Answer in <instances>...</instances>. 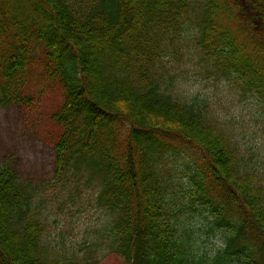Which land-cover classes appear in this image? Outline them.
<instances>
[{
    "label": "trees",
    "instance_id": "obj_1",
    "mask_svg": "<svg viewBox=\"0 0 264 264\" xmlns=\"http://www.w3.org/2000/svg\"><path fill=\"white\" fill-rule=\"evenodd\" d=\"M193 61L264 123V0H0V108L33 115L58 94L32 125L52 179L0 161V264H264V162L209 98L181 93ZM82 210L99 227L52 234ZM196 218L222 248L192 247Z\"/></svg>",
    "mask_w": 264,
    "mask_h": 264
},
{
    "label": "rangeland",
    "instance_id": "obj_2",
    "mask_svg": "<svg viewBox=\"0 0 264 264\" xmlns=\"http://www.w3.org/2000/svg\"><path fill=\"white\" fill-rule=\"evenodd\" d=\"M201 67L196 61L187 62L183 71L178 77L181 82L180 91L184 96L197 95L209 98L224 116L234 119L242 143L250 148V153L255 162H264V123L258 116V109L255 102H250L246 97L236 95L235 91L229 87L215 84L205 79L200 72ZM58 94H45L42 99L40 111L33 115L24 116L22 110L17 106L0 108V161H8L18 172L20 177L35 184L52 179L55 170V155L51 145L45 141V135L41 133L40 125L36 130L32 125H44L42 120L44 114L48 113L56 104ZM54 99V100H53ZM53 100V101H52ZM48 133V132H47ZM251 145V146H250ZM191 154L190 150H184ZM184 156V155H182ZM181 156V157H182ZM66 218V219H65ZM69 220L71 222V232L69 230ZM198 226V233H189V241L192 247L198 249L200 253L216 250L220 247L221 236L205 235L203 229L205 222L194 219ZM100 225L99 214L89 210H82L75 216H63L59 218L58 224L50 228L56 238H62L61 232H65L66 240L74 243L79 241L83 235V229ZM107 264V263H106ZM109 264H115L112 260Z\"/></svg>",
    "mask_w": 264,
    "mask_h": 264
}]
</instances>
